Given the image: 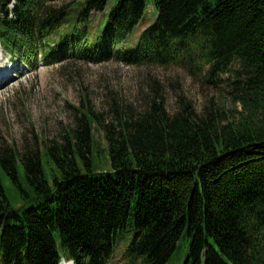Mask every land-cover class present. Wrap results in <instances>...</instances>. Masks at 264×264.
<instances>
[{
	"label": "trees",
	"instance_id": "obj_1",
	"mask_svg": "<svg viewBox=\"0 0 264 264\" xmlns=\"http://www.w3.org/2000/svg\"><path fill=\"white\" fill-rule=\"evenodd\" d=\"M151 1L156 20L131 42L147 0L106 20L107 0H0L13 59L228 75L233 105L177 95L169 111L158 93L106 120L85 103L40 149L0 145V264H108L118 247L125 264H264V0Z\"/></svg>",
	"mask_w": 264,
	"mask_h": 264
},
{
	"label": "rangeland",
	"instance_id": "obj_2",
	"mask_svg": "<svg viewBox=\"0 0 264 264\" xmlns=\"http://www.w3.org/2000/svg\"><path fill=\"white\" fill-rule=\"evenodd\" d=\"M118 1L107 0L103 19ZM100 20L101 13H95L92 25ZM155 20V6L147 0L131 42ZM0 69L8 74L0 81V145H13L17 150L26 144L40 149L42 140L52 141L63 134L79 115L75 108L85 103L103 113L106 120L112 118L114 104L135 107L158 93L164 96L169 111L176 108L177 95L185 96L198 110L209 100L216 106L233 107L228 75H222L217 84H208L181 69L137 67L111 55L100 54L90 61L38 56L29 66L11 58L0 45ZM94 135L104 146L101 131L95 130ZM61 264L72 263L63 260ZM108 264H125L122 247L116 249Z\"/></svg>",
	"mask_w": 264,
	"mask_h": 264
},
{
	"label": "snow or ice",
	"instance_id": "obj_3",
	"mask_svg": "<svg viewBox=\"0 0 264 264\" xmlns=\"http://www.w3.org/2000/svg\"><path fill=\"white\" fill-rule=\"evenodd\" d=\"M3 76H4L3 69H0V80H2V79H3Z\"/></svg>",
	"mask_w": 264,
	"mask_h": 264
},
{
	"label": "bare ground",
	"instance_id": "obj_4",
	"mask_svg": "<svg viewBox=\"0 0 264 264\" xmlns=\"http://www.w3.org/2000/svg\"><path fill=\"white\" fill-rule=\"evenodd\" d=\"M5 74H7V72H4V76H3V78L6 76ZM8 75V74H7ZM3 80V79H2ZM1 81V80H0Z\"/></svg>",
	"mask_w": 264,
	"mask_h": 264
}]
</instances>
